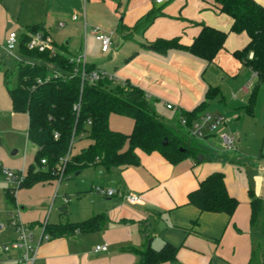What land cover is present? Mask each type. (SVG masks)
<instances>
[{"label":"crops","instance_id":"1","mask_svg":"<svg viewBox=\"0 0 264 264\" xmlns=\"http://www.w3.org/2000/svg\"><path fill=\"white\" fill-rule=\"evenodd\" d=\"M25 1L0 0V60L5 53L8 34L12 31L18 33L17 28L20 29V24L15 21H20ZM80 1L82 12L74 15L77 20H73L74 16L62 17L67 7L79 8ZM254 1L264 7V0ZM51 2L48 0L43 9L45 0L36 2L41 12L30 17L28 23L32 24L25 26L24 33L32 25H42L57 45L67 47L68 53L69 45L79 42L77 53H69L70 56L85 52L87 64L114 76L118 82L127 81L143 89L160 117V111L168 110L167 105L173 106L168 111H172L174 118L180 110L192 111L206 101L210 88H219V95L206 103L203 114L228 120L226 131L236 138L237 149L227 152L215 134L208 135L202 142L203 154L196 161L188 159L177 165L170 164L159 153L146 154L137 150L140 158L138 167L114 169L116 173L107 172L104 182L76 188L77 208L69 214L64 206L61 212L65 216L53 222L48 216L43 221L52 193L44 195V188L39 187L30 191L19 190L18 196L17 191L14 196L16 208L20 203L33 210L35 207L29 201L30 196L34 198L36 208L41 209L38 218H34L36 214H25L27 225L37 234L47 222L65 225L99 216L107 221L105 227L97 232L66 238L51 237L44 241L35 264H139L140 252L149 248L158 251L166 243L177 248L176 264H250L253 251L261 249L264 252V85L259 88L252 113H248L246 106L257 77L232 56L233 52L242 50L249 43L248 35L231 32L232 20L218 10L216 0H164L160 4L154 0H89L85 5L82 0H71L66 6L51 5ZM151 13H155L156 18L147 28H141L140 23ZM61 21L65 24L63 29L68 30L58 43L53 29L57 27L59 31ZM203 24L228 33L224 49L210 65L183 51L172 50L163 55L147 48L158 39H178L181 45L191 46ZM93 27L112 34L114 45L109 54L88 51V42L100 49L99 41L89 32ZM209 73L210 77L207 76ZM214 75H222V79L245 78V85L237 90L242 99L238 100L237 95L233 99L237 105L241 104L238 109L231 111L227 107V99L220 87L214 86ZM2 86L3 75L0 72V118H9L19 129H28V117L25 122L13 111L9 94ZM216 100L225 108H214L210 103ZM216 143L219 147H215ZM31 146L34 157L37 148L33 144ZM3 148L0 138V159H3ZM29 164L24 161L22 166L6 168L26 173ZM214 172L224 174L228 193L239 202L232 217L223 213L200 212L188 204V194ZM97 186L115 189L118 195L103 197V200L93 193ZM250 192L263 201L256 227L250 223ZM129 193L140 195L142 203H127L123 197ZM65 196L69 197L68 193ZM25 208L21 207V210L25 212ZM158 226H161L159 230ZM11 228L9 239L0 243H10L15 239V228ZM6 229L7 226L1 233ZM103 245L108 246L107 251H94ZM18 258L19 253L0 254V262L18 264Z\"/></svg>","mask_w":264,"mask_h":264},{"label":"trees","instance_id":"2","mask_svg":"<svg viewBox=\"0 0 264 264\" xmlns=\"http://www.w3.org/2000/svg\"><path fill=\"white\" fill-rule=\"evenodd\" d=\"M218 10L232 20L231 32L246 33L249 43L233 52V57L248 67L257 77L246 110L252 113L259 88L264 85V7L254 0H216ZM156 18L149 14L140 23L147 28ZM200 34L191 46H183L178 39H158L147 48L159 54L169 51H183L205 62L214 63L224 49L228 33L201 25ZM49 35L42 25H32L20 35L18 54L22 61L16 71L0 66L3 83L9 94L12 109L17 114L28 117L27 138L36 146L34 161L26 170L24 182L17 188L4 190L9 206H14V191L32 188L37 184L58 181L62 172L64 178L92 166H100L108 172L122 167H138L140 158L136 151L146 154L159 153L167 162L177 165L185 160H197L203 154V141L193 138L188 130L203 114L206 103L219 95V88H210L206 101L192 111L180 110L177 123H169L153 109L147 93L140 87L124 81H110L100 78L94 84L87 78L97 71L93 64H86V77L81 70L75 74L77 66L70 62L67 47L57 45L55 56L49 51H31L27 43L32 35ZM55 74L60 75L53 78ZM16 77V87L11 88ZM38 80L43 81L39 84ZM79 105V111L75 109ZM117 114L130 118L133 129L130 134L114 131L109 126V118ZM186 119L183 127L179 118ZM90 122V124H89ZM87 139L86 147L73 153L75 141ZM68 156L65 164L61 161ZM45 160L46 164H42ZM188 204L200 212L223 213L232 217L239 202L230 196L221 172L208 175L197 189L188 196ZM252 227L258 224L262 200L250 192ZM105 217H95L85 222L65 225L46 223L44 233L50 238H66L77 234H87L102 230ZM264 238V223H263ZM139 264H176L177 248L166 243L160 250L152 248L140 252ZM264 252L255 250L250 264H263Z\"/></svg>","mask_w":264,"mask_h":264},{"label":"rangeland","instance_id":"3","mask_svg":"<svg viewBox=\"0 0 264 264\" xmlns=\"http://www.w3.org/2000/svg\"><path fill=\"white\" fill-rule=\"evenodd\" d=\"M37 1L39 0H26L25 4L23 6L22 10V17L20 21L16 20V24H20V29L17 28L18 33L20 35L24 34L25 26L31 25L32 23H28L30 20V17L32 15H35L36 13H40L41 7H39V4L37 6ZM51 5L56 4L61 6H66L68 2L71 0H51ZM48 4V0H45V6L42 7L45 8ZM81 5V6H80ZM82 4L81 1L79 2V8H71L67 7L64 11L65 15L62 16L63 18L70 16L71 18L75 15V13H81ZM69 17V18H70ZM67 21V20H66ZM62 23L64 21H61ZM57 27H54L53 29V36L55 40L60 43L63 36L67 34L68 28L65 30L63 28H60V30H56ZM58 31V32H57ZM79 42L75 45H69V53L75 54L78 51ZM92 50H95L96 53L100 51V49H97V47H92V44L88 42V51L91 52ZM234 58V57H233ZM22 57L20 59H12L9 56H7L5 53L3 55V58L0 60V66L8 68L12 71H16L18 63L21 61ZM210 77V73L207 75ZM222 75H214V82H216V85L220 87L222 95L225 96L228 103V108L233 111L234 109H238L239 106L237 103L233 102L234 95H237L238 89L241 86L245 85V78L239 76L235 79L228 78V79H222ZM17 80L16 77L13 78L12 83L10 84L11 88L16 87ZM2 88L5 89V86H2ZM2 95V94H1ZM238 100H241L242 97L240 95H237ZM220 98V97H219ZM216 100L215 102L210 103L214 108L222 107L225 108L223 103L218 104ZM213 109H211V112ZM161 112V118L165 119L166 121L170 123H177V118H174V114L171 113L172 111H168L164 108ZM21 119L25 122H27V115L26 114H19ZM25 126V125H24ZM109 126L110 128L114 130H118L121 133L124 134H130L133 129V121L130 118L120 116L117 114H112L109 118ZM27 127L24 129L21 127L20 129L15 126L9 118H0V138L2 139V142L4 144V148L2 149L3 155L1 156L3 159H0V165L4 167H9L13 165H20L22 166L24 161L25 163L29 164V162L34 161L33 153H32V143L28 141L27 138ZM88 140L84 139L82 141L76 140L75 141V148L73 149V153L78 152L81 148L86 147L88 144ZM215 147H219L216 143ZM16 152V154H14ZM108 171L100 166H94L88 169H85L82 173H73L72 175L68 176L65 180L59 182V181H53L52 183H46V184H37L32 188H27V191H30L31 189H35L36 187H39V189H42L43 194L48 196V193H52V196L46 205V212L44 214L43 221L45 220L46 216L51 219V221H55L58 219H61L65 216L61 211L62 208L65 206L67 213L70 214L71 211H74L77 208V205L79 203V200L77 199V194L75 193L76 190L81 186H90L92 183H99L104 182V178L108 176ZM112 174L116 173L115 170L110 171ZM9 184L5 181L4 177L0 174V224H4L7 226V229L1 233L0 231V242H4L5 240L9 239L11 235V223L9 222L10 219V213H13L15 216V219L21 220L22 223L27 224L26 216L28 215L36 214L34 218H38V216L41 213V209L36 208V205H34V198L29 196V201L33 203V207H35L33 210L29 209L28 206H25L24 204L20 205L18 203L17 208L15 206H9L7 203V200L5 198L3 189L7 188ZM77 188V189H76ZM58 192V194H57ZM72 192V193H71ZM21 193V191H18L17 196ZM24 195H27L26 192H23ZM68 193V196H65V194ZM92 193V192H91ZM93 193H96L100 196L101 199L104 196L100 195L93 189ZM57 195V197L55 196ZM22 195V194H21ZM20 195V197H21ZM90 195V193L88 194ZM26 197V196H25ZM21 199V198H20ZM63 199V202H61ZM15 200V198H14ZM21 207H26L25 212L21 210ZM14 228V227H13ZM157 230H159V226L157 227ZM152 237V236H151ZM159 250V249H158ZM0 264H15L13 261H3L0 262ZM257 264V263H256Z\"/></svg>","mask_w":264,"mask_h":264},{"label":"built area","instance_id":"4","mask_svg":"<svg viewBox=\"0 0 264 264\" xmlns=\"http://www.w3.org/2000/svg\"><path fill=\"white\" fill-rule=\"evenodd\" d=\"M82 1L85 5L89 0H82ZM154 1L155 3L158 4L164 2V0H154ZM77 18H78L77 16H74L73 20H77ZM64 26H65L64 23L60 24V28H63ZM85 31H86V25H85ZM89 32L93 36H95L96 39L99 41L101 53L103 55L109 54L114 45L112 34L104 32L99 27H93ZM19 38L20 36L18 35V33L14 31L10 32L7 36L5 43V54L12 59L21 58L18 54V48L20 44ZM27 47L31 51H39V52L49 51L53 56H55L60 52L53 38L50 35H44L42 33L32 35L27 43ZM69 60L71 63L77 66V69H75V74L78 73L79 70H81L82 77L85 78L86 73L84 68L87 64L85 52H82L76 57L70 56ZM59 76L60 75L55 74L53 78H58ZM87 78L93 84L97 82L100 78H108L110 81H117L114 76L108 75L105 72L99 70L94 71ZM38 82L39 84L43 83V81L41 80H38ZM75 109L79 111V105L76 106ZM167 109L172 110L173 106L167 105ZM179 121L183 127H186L187 125L186 119L180 117ZM227 123L228 120L225 117L213 116L211 114H203L199 117L198 121L194 123L193 128L188 130V132L193 138L198 139L200 141H205L208 135L215 134L220 140V143L225 151L234 152L237 149L236 138L232 134L226 131ZM67 160H68V156L62 159L61 161L63 162V164H65ZM42 164H46V161L43 160ZM0 174L4 177L5 181L9 184V187L11 188H17L21 183L24 182L25 179V173L23 171H14L2 165H0ZM63 180H65V178L62 168V172L58 181L61 182ZM94 189L97 193H99L104 197L112 198L118 195V191H116L115 189L104 188L101 186H97ZM16 192L17 190L13 192L14 196ZM123 198L127 203L131 205H138L142 203V197L138 194L129 193L124 195ZM9 222L15 228L16 237L10 243H0V254L8 255L13 252L19 253V258L17 259L18 264H35L36 260L38 259V251L41 244L44 241H48L50 239V236L44 233L46 224L41 229L40 233L37 234L31 226L22 223L21 220L15 219L13 213H10ZM5 228H6L5 225L0 224V231L4 230ZM107 249L108 246L103 245L96 247L94 251L96 253H99L102 251H107Z\"/></svg>","mask_w":264,"mask_h":264},{"label":"water","instance_id":"5","mask_svg":"<svg viewBox=\"0 0 264 264\" xmlns=\"http://www.w3.org/2000/svg\"><path fill=\"white\" fill-rule=\"evenodd\" d=\"M160 227H161V226H159V228H160ZM151 241H152V240L149 241V245H150Z\"/></svg>","mask_w":264,"mask_h":264}]
</instances>
